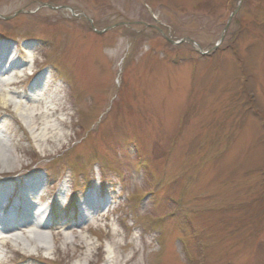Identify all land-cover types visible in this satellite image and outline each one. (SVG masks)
Wrapping results in <instances>:
<instances>
[{"label":"rangeland","instance_id":"obj_1","mask_svg":"<svg viewBox=\"0 0 264 264\" xmlns=\"http://www.w3.org/2000/svg\"><path fill=\"white\" fill-rule=\"evenodd\" d=\"M0 46L5 211L50 177L0 264H264V0H0Z\"/></svg>","mask_w":264,"mask_h":264},{"label":"bare ground","instance_id":"obj_2","mask_svg":"<svg viewBox=\"0 0 264 264\" xmlns=\"http://www.w3.org/2000/svg\"><path fill=\"white\" fill-rule=\"evenodd\" d=\"M1 82L2 81H1V77H0V85H2ZM8 103H9V101L5 100L4 104H8ZM27 116L28 115H25V117H27ZM12 163H13V160L8 159L7 155L3 153L2 149H0V173L4 172V171H7L9 169L7 167H10L9 170H12V171L15 170V168H14ZM15 203H16V201L13 203L14 207H15ZM88 206L90 207V205H88ZM38 225H39V227H44L46 225V223L39 222ZM14 240H15V242H17L18 240H20V238L16 237V238H14ZM38 241H39L40 245H43V247H49V243H48V241H46V235H44V234L39 235ZM111 260H112L111 257L107 256V263L106 264H109L111 262Z\"/></svg>","mask_w":264,"mask_h":264},{"label":"water","instance_id":"obj_3","mask_svg":"<svg viewBox=\"0 0 264 264\" xmlns=\"http://www.w3.org/2000/svg\"><path fill=\"white\" fill-rule=\"evenodd\" d=\"M223 38H224V35L222 36L221 40H223ZM202 53H204V52H202ZM205 53H208V52H205Z\"/></svg>","mask_w":264,"mask_h":264}]
</instances>
